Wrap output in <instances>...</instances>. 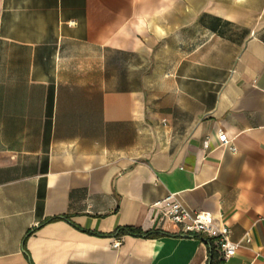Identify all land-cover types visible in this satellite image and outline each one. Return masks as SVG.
Listing matches in <instances>:
<instances>
[{"label": "crops", "instance_id": "0c3cea01", "mask_svg": "<svg viewBox=\"0 0 264 264\" xmlns=\"http://www.w3.org/2000/svg\"><path fill=\"white\" fill-rule=\"evenodd\" d=\"M168 193L235 253L159 222ZM211 244L264 264V0H0V264H210Z\"/></svg>", "mask_w": 264, "mask_h": 264}, {"label": "built area", "instance_id": "2783aa9c", "mask_svg": "<svg viewBox=\"0 0 264 264\" xmlns=\"http://www.w3.org/2000/svg\"><path fill=\"white\" fill-rule=\"evenodd\" d=\"M218 141L222 146L227 145L229 139L225 132L218 133ZM158 212L159 222L169 221L175 224L181 232H201L214 236L223 257H229L235 253L237 242L229 239V227L216 225L210 212L204 210H191L182 205L173 193H168L153 203ZM122 237L116 236L112 241V247L121 245Z\"/></svg>", "mask_w": 264, "mask_h": 264}, {"label": "trees", "instance_id": "16d2710c", "mask_svg": "<svg viewBox=\"0 0 264 264\" xmlns=\"http://www.w3.org/2000/svg\"><path fill=\"white\" fill-rule=\"evenodd\" d=\"M127 230L132 231L133 228H127ZM217 257H218L217 248L215 246H213L212 244L209 245V260H210V264H219L220 260Z\"/></svg>", "mask_w": 264, "mask_h": 264}]
</instances>
